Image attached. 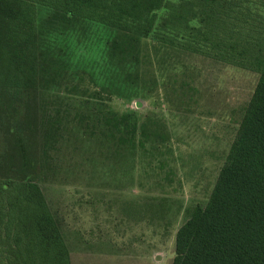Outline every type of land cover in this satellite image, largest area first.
<instances>
[{"label": "trees", "instance_id": "trees-1", "mask_svg": "<svg viewBox=\"0 0 264 264\" xmlns=\"http://www.w3.org/2000/svg\"><path fill=\"white\" fill-rule=\"evenodd\" d=\"M251 1L0 0V264H71L63 222L42 190L69 133L71 105L79 144L94 140L132 169L146 161L162 170V126L106 104L146 100L159 86L146 65L162 51L258 75L207 202L188 210L176 231L171 264H264V31L239 10ZM86 26L105 32L108 74L100 80L83 70L93 92L54 102L69 67L50 44Z\"/></svg>", "mask_w": 264, "mask_h": 264}, {"label": "rangeland", "instance_id": "rangeland-1", "mask_svg": "<svg viewBox=\"0 0 264 264\" xmlns=\"http://www.w3.org/2000/svg\"><path fill=\"white\" fill-rule=\"evenodd\" d=\"M242 6L247 21L264 31V3ZM105 36L102 28L86 26L50 44L69 67L52 94L54 102L70 104L93 92L83 70L100 80L108 74ZM154 63L146 70L159 86L146 100L113 97L105 103L114 112L133 111L162 126L168 137L162 170L153 172L146 161L132 169L128 159L107 148L101 153L94 140L79 144L70 130L78 122L71 105L69 133L42 186L63 222L71 264H171L176 231L188 210L207 202L258 79L254 72L197 55L162 51Z\"/></svg>", "mask_w": 264, "mask_h": 264}]
</instances>
